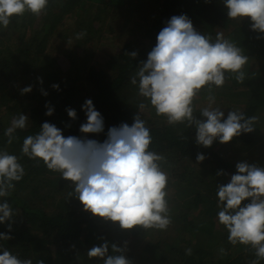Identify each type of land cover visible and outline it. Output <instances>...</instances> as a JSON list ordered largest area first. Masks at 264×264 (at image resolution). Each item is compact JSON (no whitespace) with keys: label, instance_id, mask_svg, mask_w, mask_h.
<instances>
[{"label":"trees","instance_id":"trees-1","mask_svg":"<svg viewBox=\"0 0 264 264\" xmlns=\"http://www.w3.org/2000/svg\"><path fill=\"white\" fill-rule=\"evenodd\" d=\"M140 1L49 0L46 14L37 17L26 12L23 17H13L7 29L0 27V101L7 103L12 100L17 106L13 116L6 119L4 124H1L3 115L0 116V150L16 155L25 169L23 179L14 182L15 188L11 195L0 198V201L6 199L13 210L19 212L13 218L12 231L9 233L13 238L0 240V252L7 249L22 260L31 259L32 264H37L39 260L44 264H103L98 258H89L87 251L93 246H99L104 240L110 245L115 243L121 246L132 235L133 240L130 242L136 257L141 260H138L140 264H252L257 259L250 247L239 244L232 246L223 225L214 227L218 224L216 219L220 210L217 208L215 184L218 181L217 172H227L225 179L218 183L227 184L236 172V164L225 161L219 155V141L205 148L196 144V130L193 131V126L188 127L187 122L169 125L164 117L157 116L148 101L138 95V87L130 83V78L138 71V65L146 61L147 54L155 46L156 37L166 22L172 16L184 14L191 19L199 33L211 37L215 42L217 33L222 32L228 35L229 41L235 40V45L241 47L249 57L244 66V83H237L234 75H230L220 89L225 92V98L238 99L235 105L245 117L256 116L264 110V70L258 69L260 79L256 78L255 70L250 71V64L254 59L256 67H261L264 34L252 31L248 18H243L240 23L228 19L223 0H143L142 5L150 3L154 7H150L153 15L146 23L141 18L131 19L127 16L132 3L135 6ZM125 8L126 12L123 11ZM110 11H116L118 17H121H117L122 21L120 27L126 23L132 24L130 31L136 37L141 33L144 37L123 43L116 55L107 61L105 68H99L95 63L88 65V58H83L78 67L69 57L63 60L64 66L56 65L54 62L58 61L59 55H51V51L50 55L46 53L50 50L48 41L51 38L60 43L67 39L66 30L63 29L64 19L71 14H76L78 20L83 22V28L73 33L76 38L77 34L85 33L82 38L76 39L84 47L85 43L82 42L92 38L94 25L103 24ZM66 29L73 30L70 27ZM251 50L253 52L249 53ZM132 52L137 53L135 58L130 57ZM25 77L28 80L20 85L19 91L29 85L32 91L16 95L14 90L17 83ZM38 78H42V84ZM53 84L58 85L59 89H53ZM41 89L47 92L46 96L42 95ZM216 91L218 88L213 87L211 94L214 95ZM208 95L207 90H202L194 100L197 119H201L199 113L208 102ZM88 99L103 117L104 129L99 134L80 132V126L87 121L82 105ZM216 99H221L218 94ZM141 103L148 106L140 110ZM46 104L53 108L51 116L46 115ZM69 108L76 111L75 120L68 117L66 109ZM21 113L28 116V127L18 129L15 132L17 139L9 145L5 130L10 126L11 119ZM138 113L150 129V150L165 157L161 166L169 174L168 189L173 188L175 192L169 196L168 201L169 207H173L172 211L176 213L178 210V214L172 215L170 211V215L175 221L173 226L177 225L180 232H174L170 239L160 230L150 234L149 230L139 228L116 229L118 223L92 216L83 210L75 196H69L72 192L69 181L61 179L59 173L48 170L43 162L37 164L21 153L24 138L37 134L44 122L61 129L65 137L75 136L102 143L107 138L109 128L119 127L122 123L131 126ZM252 138L251 133H242L230 143H248ZM198 153L205 157L199 163L196 161ZM201 170L209 171L213 177L205 182L206 176L198 173ZM190 185L203 188L193 195L186 192L185 201L177 198L184 195L179 189ZM173 196L175 199L171 201ZM201 206L203 208L200 210ZM196 211H200L199 214ZM0 232L7 233L6 224L0 225ZM200 237L220 243L225 254H214L211 247L208 250L202 248L204 243ZM192 240L194 243H190ZM186 249H191V255H186ZM109 254H114L111 249ZM127 254L133 257L132 252L127 251ZM259 264H264V260H260Z\"/></svg>","mask_w":264,"mask_h":264},{"label":"clouds","instance_id":"clouds-1","mask_svg":"<svg viewBox=\"0 0 264 264\" xmlns=\"http://www.w3.org/2000/svg\"><path fill=\"white\" fill-rule=\"evenodd\" d=\"M49 0H0V27L7 29L13 17H23L26 12L34 16L46 14ZM228 19L241 22L248 18L252 31L264 34V0H223ZM84 32L77 34L82 38ZM135 58L136 52L129 54ZM249 57L241 47L224 38L218 32L215 42L211 37L199 33L190 18L181 14L172 16L159 31L156 44L141 62L130 83L138 87V95L148 101L157 116L166 119L169 125L193 126L195 142L205 148L216 141L229 143L242 133L254 131L257 116L245 117L238 110L224 111L214 107L216 98L213 87L221 88L226 79L234 75L237 83L246 79L244 66ZM42 84V78H38ZM53 89H59L56 84ZM202 90H207L208 105L200 110L201 119L194 111V100ZM32 91V86L21 89V94ZM42 95H47L41 89ZM148 105L141 103L140 110ZM46 115L53 108L46 104ZM87 121L80 126L83 134L103 132L104 122L88 99L82 105ZM72 120L77 117L74 109H66ZM25 114L14 116L5 130L7 144L17 139L15 132L28 127ZM150 129L139 113L131 126L122 123L111 127L107 138L96 140L65 137L54 124L44 122L35 135L24 138L21 153L37 164L59 173L61 179L69 181L72 192L84 211L104 221L118 223L120 229L167 230L171 225L168 197L169 174L162 168L165 157L150 150ZM205 159L196 156L197 163ZM236 172L227 184H217V222L228 233L232 246L243 245L254 250L259 264L264 260V167L246 161L235 165ZM25 175V169L16 155L0 150V198L11 195ZM217 175H226L222 170ZM19 214L5 199L0 201V225L6 224L7 233L0 232V240H10L13 218ZM109 249L111 253L109 254ZM125 247L104 240L99 246L87 251L89 258H98L103 264H132L123 254ZM191 255V249H186ZM221 254H225L223 248ZM0 264H32L31 259H20L9 250L0 252ZM37 264H44L42 260Z\"/></svg>","mask_w":264,"mask_h":264},{"label":"rangeland","instance_id":"rangeland-1","mask_svg":"<svg viewBox=\"0 0 264 264\" xmlns=\"http://www.w3.org/2000/svg\"><path fill=\"white\" fill-rule=\"evenodd\" d=\"M143 0H141L139 3H141V5L139 3H137L135 6L132 3V7L131 10L128 8V13L127 16L129 15V17L131 19H135V18H141V20H144L145 23L148 22L152 15L153 12L151 10L150 7L154 8L153 6H151L152 4H145L142 5ZM140 5V6H139ZM139 6V7H138ZM126 8L123 10L125 11ZM116 11L112 12L110 11L109 13V17L108 19L105 20V22L103 24H95L94 26V32H93V36L91 39H89L87 42H82L85 43L84 47L83 45L79 44L76 42V37H75V33H73L76 29L81 30V28H83V22H81L80 20H78V16L76 14H71L69 17L65 18L64 20V28L66 30L67 33V39L65 41H63L62 43H60L58 40H55V38H51L48 41V48L50 50H48V52L50 55V51H51V55H59V59L58 61H55L54 63L56 65H60V66H64L65 65V61L63 62V60L65 59V57H69L71 59L74 60L75 67L80 66L79 64H81V61L83 58H88V65H90L91 63H95V65L99 68H105L108 64L107 61L109 62L110 58L112 56H115L116 53L120 50L121 46L123 45V43L125 42H130V41H137V40H141L143 39L142 37H144L142 35V33L140 34V36H135L134 33H132L130 31V27L131 25L129 24H125L124 26L120 27L119 24H122L121 20H119L121 17H118V13H115ZM126 12V11H125ZM124 14V13H123ZM117 17L119 19H117ZM67 27L72 28L73 30H68L66 29ZM64 33V31H63ZM6 34V33H5ZM135 34H139V33H135ZM7 35V34H6ZM224 35L225 39L229 38L227 37L228 35ZM147 42V40L145 41ZM232 43H236L235 40H231ZM59 45V46H58ZM56 46V48H55ZM253 51L251 50L249 53H252ZM46 55V54H45ZM255 55V53H254ZM261 60L263 61L261 64V67H256L255 66V60L253 59L250 67L251 68H257L260 71L264 70V53H263V57L261 58ZM249 61V60H248ZM260 63V62H259ZM36 72H41L40 70H37ZM74 72V71H72ZM256 74L259 76L260 72ZM27 78H23L21 81H19L17 83V88L14 90V88H11L12 90H14V93L17 92L16 95L21 94V91H19V87L22 83L27 82ZM225 92L222 91L220 88H218V91L215 92V98H217V94L218 96H220L221 99L215 101V104L213 105L214 107H224L225 105L228 104V100L224 99L223 97H226V95L224 94ZM5 96H8L7 94ZM206 101V100H205ZM15 103V102H14ZM13 103L12 100H8L7 103H4L2 101H0V116L3 115V120L1 124H4L11 115L13 116V111L16 109L15 107H17L15 104ZM199 105L203 106L202 103H198ZM208 105V102L205 104V107ZM204 107V106H203ZM200 169V168H199ZM175 171V169L173 170ZM176 172V171H175ZM172 192H174L173 190H171ZM203 208V206L200 207V210ZM200 211H196L197 214H199ZM194 216V215H193ZM217 221V219H216ZM221 225L216 224L214 225V227L219 228ZM120 227L116 228L119 229ZM220 230V229H219ZM185 234L187 236L190 237V234L188 235L186 232ZM130 240H133L132 235L127 237L125 239V241L121 244V247H125L126 251L123 253L126 258H128L132 264H140L138 262V258L135 256V254H131L133 257H129V255L127 254V251L132 252L133 253V246L132 243L130 242ZM205 243H209L208 246H211V251L215 254L220 253V249L222 248L221 244H215V242L209 240L205 241ZM130 244V245H129ZM129 245V247H128ZM208 249H210L208 247Z\"/></svg>","mask_w":264,"mask_h":264},{"label":"crops","instance_id":"crops-1","mask_svg":"<svg viewBox=\"0 0 264 264\" xmlns=\"http://www.w3.org/2000/svg\"><path fill=\"white\" fill-rule=\"evenodd\" d=\"M252 69L255 70V73L256 72L257 73L260 72L257 68H251L250 71ZM256 78H259L260 79V76L257 75ZM223 98L228 100V104L227 105H225L224 107H220L224 111L225 116L227 115V112L228 111H230V110H234V111L237 110L238 106L235 105V104L239 102L238 99L233 98V99H230L229 100V98H225V97H223ZM256 116L259 119L254 124L255 129H254L253 132H251V136L253 138L248 143H244V142L243 143H241V142L230 143L229 142V143H225V144H222V143L219 144V146H220V148L218 147L219 148V150H218L219 151V155L225 161L231 162L233 164H237L238 162L246 161V162H248L250 164H256L257 166L264 167V110L259 111ZM192 128H193V131H194L195 128L194 127H192ZM197 167L200 168V165L197 164ZM209 168L210 167L208 166L207 169H209ZM198 173H199V175L206 176V177H204L205 182L207 180H209L210 178L213 177V176H210L209 171H206V170H203V171L201 170V172L199 171ZM224 173H226V175H227V172H224ZM217 179H218V181L215 184H218V183L222 182L225 179V175H220V176L217 177ZM202 188H203L202 186H192V185H190V187H188V188L183 187V189L182 188L179 189V190H182L184 192L183 197L181 196V197H177V198L182 199V201H185V199H186L185 193L186 192L189 193L190 195L191 194L193 195V193L195 191L196 192H199ZM167 190H168V197H167V199H169V196L173 193L171 191V190H173V188H169ZM174 199L175 198L173 196V198H172L171 201H174ZM181 203L182 202L180 201L179 204H181ZM169 208H170V211H172L173 207H169ZM171 213H172V215H176V214H178V210H176V213H175L174 210ZM171 220H172V223L168 227V229L167 230L160 231L164 236H166L167 239H170L171 237H173L174 232L175 233L180 232V230H179V228H178L177 225H176V227L173 226V224L175 223V221L172 219V217H171ZM152 231H155L156 232L157 230H149V233L152 234ZM218 232H220V231H218ZM222 232H224V231L222 230ZM218 236H220V233H218ZM215 237H216V235H215ZM141 238H143V237H141ZM200 239H201V242L204 243L202 245V248L208 250V248H206V247H209L210 248L211 246H208L209 243H205V241H208L209 242V238H208V240H204L202 237H200ZM205 239H207V238H205ZM190 243H194V241L192 240ZM215 244H218V243H215ZM133 248H134V246H133ZM133 254H135L134 250H133Z\"/></svg>","mask_w":264,"mask_h":264}]
</instances>
